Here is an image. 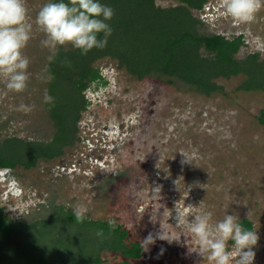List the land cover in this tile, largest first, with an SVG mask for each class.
Returning <instances> with one entry per match:
<instances>
[{
    "label": "rangeland",
    "instance_id": "rangeland-1",
    "mask_svg": "<svg viewBox=\"0 0 264 264\" xmlns=\"http://www.w3.org/2000/svg\"><path fill=\"white\" fill-rule=\"evenodd\" d=\"M49 2L26 0L33 23L24 49L30 81L26 91L15 93L0 79V141L6 136L50 140L55 132L43 101L50 53L41 47L45 37L35 25L38 11ZM193 13L203 21L201 33H243L246 46L238 56L259 52L264 58V9L247 24L230 18L222 0H209ZM95 66L109 83L86 91L91 104L78 122L79 139L62 156L40 160L31 169L0 168L5 213L33 221L50 215L52 204H80L90 218L124 224L134 241L155 236L161 226L177 239H157L133 264H214L194 251L198 245L177 225V213L190 220L202 209L213 213L214 222L235 215L253 222L259 236L253 264H264V125L257 119L264 92L240 90L242 76L217 78L224 91L206 95L180 82L141 79L114 57L100 58ZM21 103L34 106L33 111H16ZM157 187L160 191H154ZM102 258L119 261L109 251Z\"/></svg>",
    "mask_w": 264,
    "mask_h": 264
},
{
    "label": "trees",
    "instance_id": "trees-1",
    "mask_svg": "<svg viewBox=\"0 0 264 264\" xmlns=\"http://www.w3.org/2000/svg\"><path fill=\"white\" fill-rule=\"evenodd\" d=\"M156 1L98 0L114 10L112 19L106 21L112 28L107 46L94 48L87 55L73 46L59 48L56 61L48 64L55 77L48 82V94L55 106L45 104L55 132L50 140L6 136L0 141V168L31 169L40 160L62 156L65 148L79 139L78 122L91 104L86 91L109 83L95 66L106 56L116 58L120 66L141 79L180 82L206 95L224 91L217 78L237 76L243 77L240 90L264 92V58L259 52L238 56L246 46L243 33L228 37L200 32L203 21L193 10H202L209 0H174L178 5L171 7L159 6ZM65 58L71 67L62 63ZM257 119L264 125V108ZM49 210L48 216L24 221L13 219L0 207V264H110L103 260V251L115 254L117 264H133L145 255L141 241L132 240L122 223L88 216L78 223L67 205L52 204ZM110 221L115 229L109 236ZM240 223L254 230L249 219ZM99 228L107 238L96 236Z\"/></svg>",
    "mask_w": 264,
    "mask_h": 264
},
{
    "label": "clouds",
    "instance_id": "clouds-1",
    "mask_svg": "<svg viewBox=\"0 0 264 264\" xmlns=\"http://www.w3.org/2000/svg\"><path fill=\"white\" fill-rule=\"evenodd\" d=\"M222 7L230 18L247 24L264 9V0H222ZM113 15L114 10L98 0H68L67 3L60 0L44 4L36 15L35 25L45 37L40 43L50 53L46 57L48 63L56 61L61 46L71 45L80 50L81 55H87L94 48L104 49L112 34V28L106 21H110ZM32 33L33 23L29 19L26 0H0V79L9 92L23 93L28 88L30 60L24 54V49L32 39ZM62 63L71 67V61L67 58ZM44 71L48 72V68L45 67ZM46 79L51 82L55 77L49 73ZM43 101L55 106V100L47 90ZM33 109L34 106L24 103L15 108L24 113H30ZM154 191H160L159 187ZM87 211L84 205L72 207L75 222L83 223ZM176 219L177 225L183 226L198 245L194 251L214 264H253L256 256L253 248L259 236L255 230L244 227L237 216L225 214L223 219L214 222L213 213L201 209L190 220L179 213ZM114 229L115 224L110 221L109 236ZM95 234L101 239L107 238L103 228L97 229ZM157 239L169 243L177 240L161 226L155 236L149 233L141 241L144 251H148ZM229 241L232 242V251L228 250ZM160 254H163V249Z\"/></svg>",
    "mask_w": 264,
    "mask_h": 264
}]
</instances>
